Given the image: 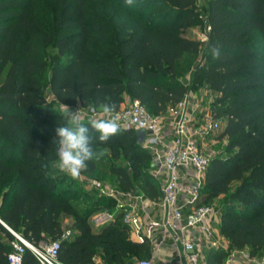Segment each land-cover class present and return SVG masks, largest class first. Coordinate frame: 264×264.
<instances>
[{"label": "trees", "instance_id": "1", "mask_svg": "<svg viewBox=\"0 0 264 264\" xmlns=\"http://www.w3.org/2000/svg\"><path fill=\"white\" fill-rule=\"evenodd\" d=\"M200 15L199 0H133L131 6L125 0H0L2 222L39 244L61 239L62 219L71 217L76 231L62 240L65 264H95L97 255L106 264H133L151 255L147 242L129 238L112 199L100 196L87 211L76 203L73 178L52 166L58 159L55 129L66 122L46 106L44 91L47 87L56 104L69 107L110 102L117 111L129 97L150 113L165 115L187 93L179 64L201 51V41L185 35ZM206 16L211 31L205 63L194 72L192 86L202 83L213 97V112L225 122L221 139L228 138V156L209 166L204 203L219 204L220 231L232 248L259 255L264 250V0H207ZM93 148L108 150L112 165L105 173L115 186L151 199L161 196L150 172L152 153L138 144L136 130L121 129ZM102 156L82 171L98 176ZM102 209L114 213V220L94 231L89 218ZM13 240L0 222V264H8ZM226 256L213 250L207 264H225ZM24 264H37L31 251Z\"/></svg>", "mask_w": 264, "mask_h": 264}, {"label": "built area", "instance_id": "2", "mask_svg": "<svg viewBox=\"0 0 264 264\" xmlns=\"http://www.w3.org/2000/svg\"><path fill=\"white\" fill-rule=\"evenodd\" d=\"M210 31L211 27L206 23L201 42L207 44ZM78 107L83 114L82 109L86 108ZM200 107V102L193 99L191 93H186L165 115L150 113L138 100L122 104L114 113L121 129L145 130L142 144L152 153L150 172L161 188V196L151 199L143 193L123 191L106 181H92L100 196L114 201L115 213L121 214L129 238L147 242L150 247L151 255L136 259L133 264H207L213 250L227 253L225 264H264V250L253 255L248 248L230 246L229 239L220 231L219 204L204 203L207 172L217 157L211 136L222 132L225 122L214 112L199 119ZM87 115L93 114L88 111ZM96 116L100 118L102 113L98 110ZM222 140L228 145L227 137ZM109 217L113 219L114 215L111 213ZM0 222L15 237L8 264H24L27 251L32 252L37 264H65L60 259L61 245L62 240L74 236L71 230L64 229L59 240L35 244ZM94 262L106 264L99 255L95 256Z\"/></svg>", "mask_w": 264, "mask_h": 264}, {"label": "rangeland", "instance_id": "3", "mask_svg": "<svg viewBox=\"0 0 264 264\" xmlns=\"http://www.w3.org/2000/svg\"><path fill=\"white\" fill-rule=\"evenodd\" d=\"M199 8L201 11V15L197 19V23L194 27L190 28L188 35L194 37L195 39L202 40L206 32V23H207V16H206V9H207V0H199ZM114 11V9H112ZM123 19V16H120ZM206 43L201 42V51L197 56H186L184 60H182L179 64V72L183 80L186 82L187 85V93H191L193 99L200 102L201 107L200 110L197 112V116L201 119L205 114L213 112V97L208 94L207 88L202 83L197 87L194 88L192 86V77L194 72L197 70L199 66H202L205 63L204 60V49ZM45 94L47 95V103L46 106L52 109L59 111V104L54 102L53 96L50 94L49 89L45 87ZM126 102V101H125ZM55 103V104H54ZM73 110H79L80 108L77 107H70ZM79 108V109H78ZM83 114H81L83 121H88L90 118L87 115V108L82 109ZM211 140L213 141V149L217 153L218 156L227 157L226 148L227 143L221 139V131L216 132L214 135L211 136ZM210 140V141H211ZM105 154L102 156V160L100 161V173L98 176H91L88 173L81 171V175L79 178L73 179L74 183L71 184L74 190L79 189V196L76 200V203L79 205L80 209H84L87 211L90 206L98 200L100 194H97V191L92 186L93 180H101L106 181L114 185L113 180H111L110 176L106 175V171H108L112 165L110 162V155L108 154V150H104ZM116 163L121 162V159H114ZM152 165H150V170ZM70 183V182H69ZM111 214V213H110ZM110 214H107L106 209L99 210L95 212L93 215L90 216L89 221L92 224L93 230L98 231L100 228L107 224L110 221H113L109 217ZM114 213H112V216ZM73 219L71 217H64L62 219V225L64 229L71 230L73 233L76 231L73 227ZM140 259V258H138Z\"/></svg>", "mask_w": 264, "mask_h": 264}, {"label": "clouds", "instance_id": "4", "mask_svg": "<svg viewBox=\"0 0 264 264\" xmlns=\"http://www.w3.org/2000/svg\"><path fill=\"white\" fill-rule=\"evenodd\" d=\"M131 6L133 0H125ZM219 55V49L215 50ZM75 98V96H73ZM102 113L100 118L96 114ZM115 103L100 102L98 105H88V111L93 115L84 123L81 109L73 110L69 106L59 103V113L65 119V124L55 129L53 141L58 145L57 157L52 166L72 177L79 178L81 171L86 169L89 161L98 160L103 152L93 148L94 143H107L121 130L118 117L114 115Z\"/></svg>", "mask_w": 264, "mask_h": 264}, {"label": "water", "instance_id": "5", "mask_svg": "<svg viewBox=\"0 0 264 264\" xmlns=\"http://www.w3.org/2000/svg\"><path fill=\"white\" fill-rule=\"evenodd\" d=\"M136 134H137V142L138 144H142L144 139H145V136H146V132L144 129H139L136 131Z\"/></svg>", "mask_w": 264, "mask_h": 264}, {"label": "crops", "instance_id": "6", "mask_svg": "<svg viewBox=\"0 0 264 264\" xmlns=\"http://www.w3.org/2000/svg\"><path fill=\"white\" fill-rule=\"evenodd\" d=\"M189 30H190V29H189ZM189 30L186 32L185 35H186L187 37H189V38H193V39H195L194 37H191V36L188 35ZM207 92H208L209 95H211L210 92H209L208 90H207ZM125 101H126V102L130 101L129 97H126V98H125ZM126 102H124V103H126ZM124 103H123V104H124ZM212 106H213V105H212ZM152 165H153V162H152ZM72 227H73V226H72ZM63 229H64V228H63ZM100 229H101V228H100ZM98 231H99V230H98ZM133 241H134V240H133Z\"/></svg>", "mask_w": 264, "mask_h": 264}]
</instances>
